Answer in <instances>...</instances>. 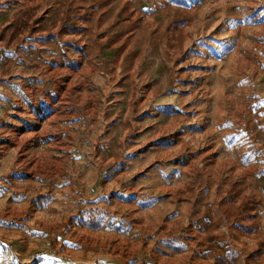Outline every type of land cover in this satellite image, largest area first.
Instances as JSON below:
<instances>
[{"label":"rangeland","instance_id":"rangeland-1","mask_svg":"<svg viewBox=\"0 0 264 264\" xmlns=\"http://www.w3.org/2000/svg\"><path fill=\"white\" fill-rule=\"evenodd\" d=\"M0 264H264V0H0Z\"/></svg>","mask_w":264,"mask_h":264}]
</instances>
